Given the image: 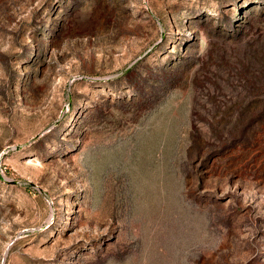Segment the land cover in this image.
Returning a JSON list of instances; mask_svg holds the SVG:
<instances>
[{"label": "rangeland", "instance_id": "374dc122", "mask_svg": "<svg viewBox=\"0 0 264 264\" xmlns=\"http://www.w3.org/2000/svg\"><path fill=\"white\" fill-rule=\"evenodd\" d=\"M0 264H264V0H0Z\"/></svg>", "mask_w": 264, "mask_h": 264}]
</instances>
